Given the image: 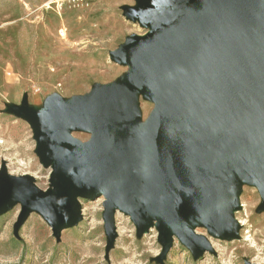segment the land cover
Masks as SVG:
<instances>
[{"label":"water","instance_id":"water-1","mask_svg":"<svg viewBox=\"0 0 264 264\" xmlns=\"http://www.w3.org/2000/svg\"><path fill=\"white\" fill-rule=\"evenodd\" d=\"M128 13L152 31L112 55L133 64L134 84L158 106L140 136L150 148L133 142L138 122L126 91L80 105L96 129L86 148L72 140L77 117L61 104L55 122L18 108L52 163L53 190L2 171L0 215L21 201L16 230L38 210L60 237L82 220L80 197L105 194L110 243L119 208L140 233L158 221L165 252L177 235L199 257L212 247L195 228L237 235L243 181L264 197V0H145Z\"/></svg>","mask_w":264,"mask_h":264},{"label":"rangeland","instance_id":"rangeland-1","mask_svg":"<svg viewBox=\"0 0 264 264\" xmlns=\"http://www.w3.org/2000/svg\"><path fill=\"white\" fill-rule=\"evenodd\" d=\"M144 4L145 0H0V176L2 171L7 176L29 175L38 187L53 190L52 163L41 153L35 126L18 108L55 122V104H61L77 117L72 140L86 148L95 140L96 129L85 124L80 105L100 93L126 91L138 122L133 142H141L158 106L134 84L133 64H123L112 54L152 31L149 22L134 20L128 13ZM147 141L141 147L150 148ZM238 197L239 207L233 210L237 235L222 238L206 227L195 228L212 247L199 257L177 235L165 252L158 221L140 233L131 213L119 208L110 243L105 194L80 197L82 220L62 230L60 237L38 210L16 230L24 207L19 201L0 215V264H264L261 187L243 181Z\"/></svg>","mask_w":264,"mask_h":264}]
</instances>
